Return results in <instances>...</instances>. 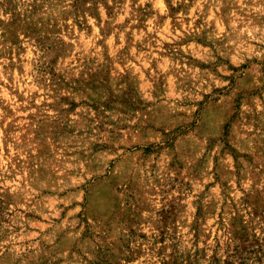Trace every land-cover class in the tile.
Wrapping results in <instances>:
<instances>
[{
    "label": "rangeland",
    "instance_id": "1",
    "mask_svg": "<svg viewBox=\"0 0 264 264\" xmlns=\"http://www.w3.org/2000/svg\"><path fill=\"white\" fill-rule=\"evenodd\" d=\"M0 264H264V0H0Z\"/></svg>",
    "mask_w": 264,
    "mask_h": 264
}]
</instances>
